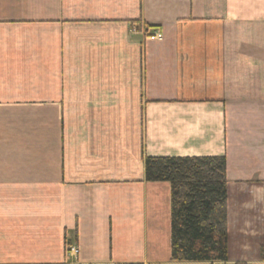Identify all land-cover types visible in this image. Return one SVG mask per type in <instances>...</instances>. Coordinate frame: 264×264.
<instances>
[{
    "label": "crops",
    "instance_id": "0c3cea01",
    "mask_svg": "<svg viewBox=\"0 0 264 264\" xmlns=\"http://www.w3.org/2000/svg\"><path fill=\"white\" fill-rule=\"evenodd\" d=\"M192 157L225 160L224 263L170 262V187L145 180ZM263 248L264 0H0V264Z\"/></svg>",
    "mask_w": 264,
    "mask_h": 264
},
{
    "label": "trees",
    "instance_id": "16d2710c",
    "mask_svg": "<svg viewBox=\"0 0 264 264\" xmlns=\"http://www.w3.org/2000/svg\"><path fill=\"white\" fill-rule=\"evenodd\" d=\"M144 171L147 182L170 187V262H226L224 158H145Z\"/></svg>",
    "mask_w": 264,
    "mask_h": 264
},
{
    "label": "built area",
    "instance_id": "2783aa9c",
    "mask_svg": "<svg viewBox=\"0 0 264 264\" xmlns=\"http://www.w3.org/2000/svg\"><path fill=\"white\" fill-rule=\"evenodd\" d=\"M152 37L156 41H159V42L162 41V35L159 34V33H154V35ZM68 253L71 254V255H73V256H76V255H78V250L75 249V247H71V248H69Z\"/></svg>",
    "mask_w": 264,
    "mask_h": 264
}]
</instances>
